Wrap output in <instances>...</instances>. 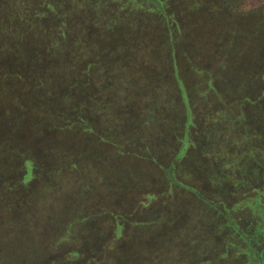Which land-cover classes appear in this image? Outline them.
<instances>
[{"label": "trees", "instance_id": "obj_1", "mask_svg": "<svg viewBox=\"0 0 264 264\" xmlns=\"http://www.w3.org/2000/svg\"><path fill=\"white\" fill-rule=\"evenodd\" d=\"M244 1L0 0V155L10 156L22 150L15 142L22 140L17 136L27 130L39 138L35 144L34 140L24 143L26 147L22 151L32 153L38 147L42 150L40 160L30 162L32 157L25 160L32 166L31 176L38 181V188L55 187L56 198L67 197L69 193L62 188L72 189V186L61 187L64 168L76 173L64 180L75 181L81 189L73 191L70 198L80 199L89 194L94 198L91 184L77 179L87 175L96 180L98 170L88 171L80 158L66 159L73 156V133H82L79 136L83 141L98 137L97 146L90 150L95 153L93 158L108 156L99 154L103 150L98 146L105 147L111 149L109 159L121 166L128 164L126 168L134 170L127 177H139V169L146 174L142 183H138L145 195L136 199L141 208L137 211L152 210L163 198L161 211L165 210L170 217L171 231H168L170 235L165 233L169 239L160 248L170 245L171 232H180L183 227L184 234L194 231L191 238L185 239L188 249L182 253L179 250L180 255L175 256L179 264L181 254L183 264H264L257 251V245L264 244V235L257 231L261 225L252 210L250 197L243 195L244 199L230 204L231 192L247 188L251 176L253 183L264 184L263 169L251 165L249 152L232 164L230 129L223 126L220 143L215 140L217 131L213 125H204V120H211L219 113L218 105L225 115L236 114L228 110L235 93L236 98L243 100L241 104L248 100L243 87L230 84L233 75L229 70L236 61L228 57L232 37L227 26L261 14L240 12ZM261 18L264 24V13ZM248 28L244 26L242 31ZM244 40L242 35L239 42ZM250 52L243 51L239 56L243 72ZM191 56L192 59L188 58ZM254 57H251L252 64L255 70L260 69L257 79L264 82V61L258 65ZM225 61L227 74L222 78L225 84L220 85L218 64ZM26 118L29 119L26 121ZM149 125L154 126L155 133L151 134ZM138 126H146L148 134H128ZM99 133L105 137H99ZM104 138L106 141H101ZM241 151L236 152L241 154ZM248 167L255 170H247ZM47 168L53 175L45 181L43 170L46 172ZM152 175L159 177V188L146 187ZM118 181L117 185L108 186L113 195L126 192L128 178ZM175 195L195 204V210L190 211L192 215L204 208L207 220L199 221V225L185 224L186 218L175 221L173 213L180 212L179 202L173 205L170 201L174 209L169 211L164 202L168 197L174 199ZM260 195L264 197V189L254 198L261 206ZM247 209L251 216L254 212L255 219L246 224L243 217L235 215L247 214ZM181 210L184 213V205ZM78 212L67 223L64 234L70 233L72 226H78L76 234L86 236L82 243L72 240L69 245H91L96 256L90 261L100 260V256L103 260L94 264H150L144 261L147 255L143 253L150 250L151 258L156 255L155 248H146L142 243H125V247L111 255L109 241L124 240L119 238L124 236L118 222L122 215L118 213L112 218L113 212L100 202ZM98 216L108 219L107 235L96 229ZM161 217L155 215L150 219L157 222ZM152 223L142 220L135 226L149 227ZM204 225L212 230L208 232ZM195 232L206 236L192 240ZM228 232L242 243L239 252L243 257L238 260L230 253L231 245H210L209 237H228ZM60 234L49 244L57 245L64 240L65 236ZM104 240L106 245H100ZM190 250L193 258L187 262ZM108 256L117 259L112 261ZM72 257L83 259L85 255L78 247ZM169 262L170 259L160 260V264Z\"/></svg>", "mask_w": 264, "mask_h": 264}, {"label": "rangeland", "instance_id": "obj_2", "mask_svg": "<svg viewBox=\"0 0 264 264\" xmlns=\"http://www.w3.org/2000/svg\"><path fill=\"white\" fill-rule=\"evenodd\" d=\"M251 11H259V13L261 14L264 13V0H245L244 4L240 7V12L247 13ZM261 14L253 16L252 19L236 20L232 24H229L227 26L231 32L232 37L230 38V51L228 50L230 54L228 55V57L236 61L235 65H233V67H231V70H229L233 75V81L230 80V84H232L231 86L238 84L243 87L245 90H243L245 93V97H247L248 100L241 104L243 100L240 97L236 98L237 94L235 93L232 104L228 106V110H232L236 114L227 116L223 112L221 105H218L217 110L219 111V113L216 116L211 117V120H204V125L206 127L209 125H213L215 131H217L215 140H219L220 143L223 142V126H227L231 131L230 133L233 135V137L229 139V145L233 147L232 150L234 158L232 160V164H235L236 161L240 159V157L249 152L251 163H253L251 165L263 169V173L264 82H261L257 79V71H259L260 69L258 68L255 70L254 65L251 61L252 56H255L253 59L257 57V60H255V62H257L258 65H260L261 61H264V57L261 58V55L264 56V24L263 19L261 18ZM247 25L249 27L248 30H246L245 32L242 31V28ZM189 33L190 35H192L190 31ZM226 33L228 32H224L225 35ZM242 35L245 36V40L243 41V43L239 42ZM249 50L251 52L249 53V58L247 59L246 63L247 69H245V71L243 72L240 69L242 68V66L239 67V63L241 62L239 56L241 52H249ZM219 56L221 58L222 53H220ZM188 58L192 59V56ZM226 63L227 62L225 61L218 64V69L220 72L219 77L221 78L219 79V82L221 83L220 85L225 84V81L222 80V78H224L225 70H227L224 67ZM140 72H143V69H141ZM241 76H243V81L240 79ZM261 93H263V98L260 96ZM240 111L241 114H239ZM28 119L26 118L25 120L27 121ZM148 127L151 128V130L149 129L151 134L156 132H153L154 126L149 125ZM133 132H135L136 135L140 136L142 134H148V129L146 128V126H143L141 128H139L138 126L136 127V129L131 128V131L128 134L135 136ZM81 134L82 133L78 134L77 132L73 133L74 136L72 137V139L74 143L72 144H75V146L73 147V150L75 151L72 150V158L70 157L66 160L72 159V161H75V159L80 158V160L84 164H87L86 168L88 171H91L92 169L98 170L97 175L99 178L96 180L89 179L87 175H83L79 179H77L80 181L83 179L91 184V192H94L96 194L94 198H91L92 194H89L88 196L83 195V197H81L80 199L70 198V195L73 193V191L76 192L75 190L79 191L81 189H79V187L75 185V181H67L70 179V177H72L71 175H75L76 173L73 174L71 170L64 171V168H62L63 181H61V187L62 185L72 186V189L64 187L62 188L63 191H67L69 193L65 195L67 197L56 198L54 196V194H56L54 190L55 187H53V189H51L50 186H45L46 188L44 189V186H41L40 189L38 188V181L35 180V176L33 179L31 176L33 171L32 166L25 160L30 159V157H32L30 162L33 160H40V157H42V150L38 147L34 149L32 153L30 151H28L27 153L22 151L23 148L25 149L29 141L34 140L33 144H35V142H37V139L39 138L33 134L28 133L27 130L23 134H21L20 132L17 138L22 140L17 139V141L15 142V144H20V149L22 150L18 152L16 151V153L10 156L3 157V155H0V264L101 263L103 261L101 258L102 256L99 257L100 260L95 259V261L93 262L90 261L92 257L96 256V254L92 252L94 248H91V245H69L72 240L75 243H82L86 236H78L76 234V227L78 226L74 225L71 227V234H64V231H66L67 229V223L71 219H73L72 217L76 213H79L78 211H81L87 206H95L98 202L102 203L104 207H108L113 212L112 218L115 217V215H117L118 213H120L123 217L121 219L119 218L118 222L122 225L120 231H122L124 235L119 238L121 240H124L120 241L119 239H117L114 241H109L107 245H109V248L111 249V251H109L111 255H115L120 248L125 247V243H130L132 245H140L142 243L146 245V248L153 247L157 250L154 258H151L150 250L144 252L143 254L147 255L146 260L144 261H147L150 264H160V260L164 258L170 259L169 264H179V261H176L175 256L180 255L179 250H181L182 253L185 248L188 249L189 243L184 244V242L185 239L191 238L194 231L188 230V232L184 234V227L180 230V232L173 231L171 232L170 236L171 240H169L170 245L160 248L162 245H164L163 243H165V241L169 239V236L165 235V233L168 234V231H171L170 217H168L165 210L161 211L163 198H161L159 205L155 206V208H153L152 210L147 211L142 209L140 211H137L141 208L138 207L136 199H141L145 195L144 193L140 192L141 187L138 185V183H142L143 179L146 177L144 171H141V169L138 170L137 174L139 175V177H127L128 175H132V172L134 170L129 171V167L126 168L128 164L125 166H121L116 160L109 159L111 153H109L108 151H111V149L107 150L105 147L98 146L99 149L103 150L100 151L99 154L108 156H105L104 158L100 157L99 160L97 158H93L92 156L95 155V153H91L90 150L94 149V147L97 146V141L99 138L95 137V140L88 139L86 141H83V137L79 136ZM99 134L101 136H96L105 137L103 134ZM59 140H62V138L59 137ZM101 141H106V139L104 138ZM24 143H26V145ZM59 144L60 142L58 143V145ZM33 146L37 147L35 145ZM13 148L17 149L16 147ZM240 150H242L241 154H238L237 152ZM77 155H79L80 157H78ZM187 162H189V159ZM236 167L237 166H235V172ZM247 170L255 169H251L248 167ZM122 171H124V173H122ZM43 172L45 181H47V179L49 177L51 178V176L53 175L52 172L49 171V168L46 169V172L44 169ZM112 172L113 175H111ZM55 174L59 173L55 172ZM124 177L128 178V183L127 185L125 184L126 192H120L117 195H113L111 190L108 189V186L111 184L117 185V182H119L118 179L122 180V178ZM250 178L253 180L252 176ZM251 179L248 180L247 188L231 192V200L233 199V202H230V204L244 199L245 196L243 195H246V197H250L249 202H251L252 206L254 207V209L252 208V210L256 212L257 222L261 225V230L258 229L257 231L259 232V235L260 232L264 235V197L263 195H260L261 197H263L261 206L260 204L255 202L254 199L256 193L258 195L262 192V190L264 189V184L261 186L259 183L256 184L255 181L253 183ZM160 183L161 182L159 177L157 175H152L150 178V184L146 187L148 189L159 188ZM95 188L96 190L94 191ZM127 191L129 192L128 194H126ZM180 196L181 195H179V197ZM176 197L178 196L175 195L174 199L173 197H168L164 201L168 207V211L174 209L172 203L173 205H175L179 202L178 204L180 206V212L178 214L173 213V215L176 216L174 218L175 221H181V219L186 218L184 220L185 224L187 223L188 225H199V221L207 220V217H205L206 214L204 212V208L201 213H194L192 215L190 211L195 210V207L193 206L195 204L191 203L187 199L181 200ZM260 199H258L257 201L260 202ZM170 201L172 203H170ZM183 205L184 213L181 210ZM259 208L260 210L257 213L256 210ZM220 209L222 210L221 207ZM156 210H158L159 212H156ZM187 212L190 213L189 216H187ZM254 212H252L251 216L250 210L247 209V214H244L243 212H237L235 216L243 217L247 224V222L249 223L250 221H254ZM155 215L156 217L158 215H160V217L162 216L161 220H157V222L151 221L153 219L150 218L154 217ZM210 216H212V213L210 214ZM142 220L154 223H152L149 227L135 226L142 222ZM107 223L108 219L105 216L104 218L98 216L96 219V229L102 232L103 235H107L109 232V230L107 231L109 226V224ZM162 226H164L163 229H161ZM204 227H206L208 232L212 230V228L208 227V225H204ZM229 231L231 230L229 229ZM61 232L63 233V236H65L64 240L58 241L57 245H50L49 241H55L57 237L61 236ZM205 236L206 235L202 232H195L192 240H197L195 238H198L200 240ZM227 236L228 237L219 239H215L212 236L209 237L212 240V243L210 245H217V247H219V245H223L224 247H228L231 245L230 248H232L233 250H230V253H232L234 259L238 260L239 258H242L243 256L239 252V246L242 245L241 241L234 238V235L231 232H228ZM106 242L107 240H104L100 242V245H106ZM197 246L201 247L202 245ZM78 247H80L84 252L85 257L83 259L72 257V252L75 251ZM257 251L259 253L260 259L264 260V244L257 245ZM107 255L108 252H106L105 250V257ZM183 256L184 255L181 254V264L184 263L182 258ZM108 258L112 261H115L117 259L115 257L109 256ZM128 258H130L129 260H131V262H134V258L132 256H129ZM192 258L193 250H190L187 262H190ZM72 259H74L75 261H72ZM105 262H107V260H105ZM105 264H108V262Z\"/></svg>", "mask_w": 264, "mask_h": 264}]
</instances>
